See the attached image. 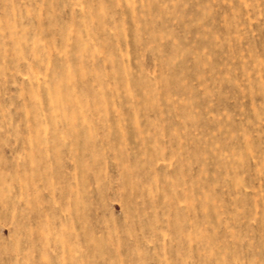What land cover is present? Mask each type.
<instances>
[{"label": "rangeland", "instance_id": "1", "mask_svg": "<svg viewBox=\"0 0 264 264\" xmlns=\"http://www.w3.org/2000/svg\"><path fill=\"white\" fill-rule=\"evenodd\" d=\"M0 264H264V0H0Z\"/></svg>", "mask_w": 264, "mask_h": 264}]
</instances>
